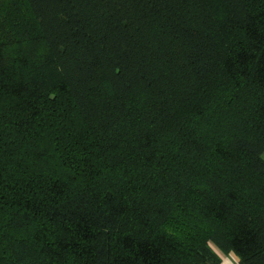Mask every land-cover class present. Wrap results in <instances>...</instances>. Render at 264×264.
<instances>
[{"label": "trees", "instance_id": "1", "mask_svg": "<svg viewBox=\"0 0 264 264\" xmlns=\"http://www.w3.org/2000/svg\"><path fill=\"white\" fill-rule=\"evenodd\" d=\"M264 0H0V264H264Z\"/></svg>", "mask_w": 264, "mask_h": 264}, {"label": "crops", "instance_id": "2", "mask_svg": "<svg viewBox=\"0 0 264 264\" xmlns=\"http://www.w3.org/2000/svg\"><path fill=\"white\" fill-rule=\"evenodd\" d=\"M220 257L221 264H238V259L233 253L223 254L220 251H216Z\"/></svg>", "mask_w": 264, "mask_h": 264}, {"label": "rangeland", "instance_id": "3", "mask_svg": "<svg viewBox=\"0 0 264 264\" xmlns=\"http://www.w3.org/2000/svg\"><path fill=\"white\" fill-rule=\"evenodd\" d=\"M262 158L264 159V154L262 155Z\"/></svg>", "mask_w": 264, "mask_h": 264}]
</instances>
